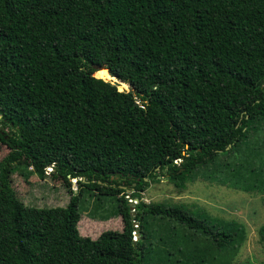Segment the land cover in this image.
Returning <instances> with one entry per match:
<instances>
[{"label": "trees", "instance_id": "obj_1", "mask_svg": "<svg viewBox=\"0 0 264 264\" xmlns=\"http://www.w3.org/2000/svg\"><path fill=\"white\" fill-rule=\"evenodd\" d=\"M263 130L264 0H0V264H231L242 224L143 194L161 176L264 194ZM49 167L69 205L26 206L12 175ZM87 193L122 232L80 234Z\"/></svg>", "mask_w": 264, "mask_h": 264}, {"label": "rangeland", "instance_id": "obj_2", "mask_svg": "<svg viewBox=\"0 0 264 264\" xmlns=\"http://www.w3.org/2000/svg\"><path fill=\"white\" fill-rule=\"evenodd\" d=\"M102 76L107 77L108 75L102 74ZM261 133L264 137V130ZM9 153L8 146L0 145V161L7 157ZM50 174H47L50 176L45 180H41L37 175L25 178L21 170L12 175V185L19 199L26 206L45 209L66 208L69 205L71 199L70 189L61 179L52 177L53 171ZM159 180L160 182L151 184L143 194L144 202L148 204H183L212 217L242 224L246 229L247 239L231 264H264V241L260 234V228L264 225L263 193L244 192L227 185L210 183L202 177L188 184L186 190L180 192L173 184L168 182L166 176L159 177ZM72 183V189L76 194L78 184L75 180H72ZM131 192L129 190L127 194H131ZM102 198L105 199L103 203L105 213L111 205L115 207L114 199L110 197ZM94 199L95 197L91 193L85 194L80 199L81 220L78 224L80 234L96 240L107 231L122 232L124 228L122 218L117 216L108 220H100L99 217H102L104 213L102 210L95 211ZM109 200H113L114 203L111 204ZM127 201L134 212V206L139 201L137 199L130 201V197H127ZM106 209L107 211H105ZM94 215L97 217L96 219H94ZM200 246L204 247V243L200 242ZM146 264H170V262L159 255H155L149 258Z\"/></svg>", "mask_w": 264, "mask_h": 264}, {"label": "water", "instance_id": "obj_3", "mask_svg": "<svg viewBox=\"0 0 264 264\" xmlns=\"http://www.w3.org/2000/svg\"><path fill=\"white\" fill-rule=\"evenodd\" d=\"M93 68L96 70V73L103 71V72H107L108 74H110V70L106 66L95 65V66H93ZM97 78H99V77H97ZM99 79H103L106 82H110L111 84L116 86L119 90L122 88L123 84H125V83L119 81L116 77H112L111 75H110V78H99ZM122 89L123 90H120L121 92H129L130 91V85H128V88H122Z\"/></svg>", "mask_w": 264, "mask_h": 264}, {"label": "bare ground", "instance_id": "obj_4", "mask_svg": "<svg viewBox=\"0 0 264 264\" xmlns=\"http://www.w3.org/2000/svg\"><path fill=\"white\" fill-rule=\"evenodd\" d=\"M102 74L110 75V74H108L107 72H103V71H102V72H101V75L99 76V78H106L105 76L103 77ZM122 88H128V86H127L126 84H123ZM122 88H121V89H122ZM122 90H123V89H122Z\"/></svg>", "mask_w": 264, "mask_h": 264}, {"label": "built area", "instance_id": "obj_5", "mask_svg": "<svg viewBox=\"0 0 264 264\" xmlns=\"http://www.w3.org/2000/svg\"><path fill=\"white\" fill-rule=\"evenodd\" d=\"M47 171L49 172V174L50 173H52V171H53V168L52 167H49L48 169H47ZM131 201V200H130ZM136 227H138L137 225H136ZM136 234V233H135ZM135 240H137V238L135 237Z\"/></svg>", "mask_w": 264, "mask_h": 264}]
</instances>
